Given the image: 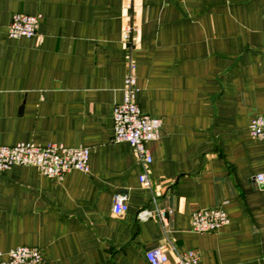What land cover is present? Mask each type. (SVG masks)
Masks as SVG:
<instances>
[{"label":"crops","instance_id":"obj_1","mask_svg":"<svg viewBox=\"0 0 264 264\" xmlns=\"http://www.w3.org/2000/svg\"><path fill=\"white\" fill-rule=\"evenodd\" d=\"M124 4L0 0V146L88 148V172L59 182L33 166L0 172V254L23 246L39 264H148L144 252L166 246L165 264L188 250L196 264H264V191L252 182L264 140L247 131L264 115V0ZM15 13L39 17L36 36L7 37ZM130 66L134 103L160 120L145 144L149 189L130 147L111 141ZM208 208L228 223L193 233L191 214Z\"/></svg>","mask_w":264,"mask_h":264},{"label":"built area","instance_id":"obj_2","mask_svg":"<svg viewBox=\"0 0 264 264\" xmlns=\"http://www.w3.org/2000/svg\"><path fill=\"white\" fill-rule=\"evenodd\" d=\"M132 0H125V8L129 9ZM38 16L15 13L11 16L7 26L6 35L9 38H31L37 35ZM132 26H126L121 39L129 43ZM130 66L128 73L122 81L121 102L114 105L111 112L112 143H125L133 151L141 172L138 182L144 189H149L150 181L147 177V167L151 162L145 144L158 138L160 120L142 114L134 103L136 93L135 78ZM248 135L253 139L264 140V115L253 117L248 124ZM88 148L78 146L68 148L60 144L48 143L44 146H35L31 143H18L13 146H0V172L11 166H33L39 174L61 181L64 175L72 170L82 173L88 172ZM253 185L264 191V171L252 176ZM112 213L116 216L126 211L125 198L116 194L112 198ZM170 210L158 212L160 221L164 222ZM149 214L143 211L141 218ZM228 223L227 216L222 209L208 208L197 210L190 216L189 227L193 233L213 232ZM166 246H160L144 252L148 264L167 263ZM0 264H39L41 254L34 247H15L0 254ZM197 254L188 250L179 255L171 264H196Z\"/></svg>","mask_w":264,"mask_h":264},{"label":"rangeland","instance_id":"obj_3","mask_svg":"<svg viewBox=\"0 0 264 264\" xmlns=\"http://www.w3.org/2000/svg\"><path fill=\"white\" fill-rule=\"evenodd\" d=\"M146 148V147H145Z\"/></svg>","mask_w":264,"mask_h":264}]
</instances>
